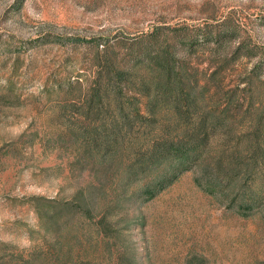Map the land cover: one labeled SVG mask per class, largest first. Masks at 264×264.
I'll use <instances>...</instances> for the list:
<instances>
[{
  "label": "rangeland",
  "instance_id": "rangeland-1",
  "mask_svg": "<svg viewBox=\"0 0 264 264\" xmlns=\"http://www.w3.org/2000/svg\"><path fill=\"white\" fill-rule=\"evenodd\" d=\"M165 58L193 85L187 108L155 87ZM118 89L156 120L106 144L94 131L125 116ZM93 93L101 99L84 119ZM205 116L220 118L202 125ZM194 128L206 160L141 195L168 169L140 177L136 159ZM257 147L264 0H0V264H264ZM235 151L252 164L237 187L261 200L247 214L197 182L215 174L226 187L225 175L242 171ZM100 219L114 223L104 232Z\"/></svg>",
  "mask_w": 264,
  "mask_h": 264
},
{
  "label": "trees",
  "instance_id": "trees-1",
  "mask_svg": "<svg viewBox=\"0 0 264 264\" xmlns=\"http://www.w3.org/2000/svg\"><path fill=\"white\" fill-rule=\"evenodd\" d=\"M161 75L164 78L163 86H155L163 90L166 95L173 96V103L180 104L182 106L188 107L192 100L190 98L193 85L186 90L185 82L183 80V69L181 66H176L175 63H171L168 59H161ZM174 85L176 88H171ZM96 91V90H95ZM146 91V90H145ZM98 93V92H96ZM114 99L117 102L119 111L121 115L125 116H113L111 122L106 125H102L100 129L95 132V137L99 136L102 142L106 144H111L118 141L120 131L127 130L130 131L132 126L135 124L142 125L144 122L153 123L156 120V116H141L139 111L127 102H123L124 93L122 89H118L114 93ZM201 95L202 92H199ZM101 96L99 94L85 95L82 98L83 105L86 106L82 117L84 119L90 118L89 114L96 106V100H100ZM133 99V98H132ZM130 114V115H129ZM129 115V116H128ZM178 121L182 122L183 118L187 116H176ZM219 116H205L202 125L206 122H210L212 125L219 119ZM147 124V125H149ZM151 126V124H150ZM199 126V122H198ZM165 135L169 133V128H166ZM93 132L85 134V138H89V135ZM247 148V147H246ZM245 148V149H246ZM247 150V149H246ZM141 151V150H140ZM248 151V150H247ZM207 138H201L199 136V128L193 129L191 133L180 134L177 136V140L168 139L165 137H160L159 141L154 143L146 153H141L136 160V166L134 168L137 176L148 177L150 173L159 172L162 166H165L167 170L162 176H156L150 182H148L142 189L141 195L146 197L155 196L160 190H162L166 185L170 184L176 176L183 171L191 169L192 165L196 166L200 161L206 160L207 155ZM260 152L264 157V150H255V154ZM140 154V152H139ZM249 156V152H248ZM233 158L235 160L236 166H234V171L237 169L242 170L239 175H233L232 173H227L225 175V180L227 182L226 187L222 188L220 183H218V178L215 174H212L207 180H200L197 178V182L200 187H204L209 193H220L222 196L227 197L229 203H232L233 207L237 209L238 212L247 214L255 205L260 203L261 200L256 194H249L247 190L240 191V187L237 186L244 181L246 175L251 171L252 164L246 160L242 154V151H235L233 153ZM248 158V157H246ZM264 161V158H263ZM168 166V167H167ZM220 171L219 166H216ZM206 172V170H204ZM201 179H203L200 176ZM238 188V189H237ZM237 191L236 195H232L233 192ZM238 192H241L238 194ZM40 201V199H36ZM86 211V216L91 217V209L87 206H83ZM73 209L70 204H65L61 206V209ZM114 222H103V219L99 220V227L106 231L105 227H111Z\"/></svg>",
  "mask_w": 264,
  "mask_h": 264
}]
</instances>
